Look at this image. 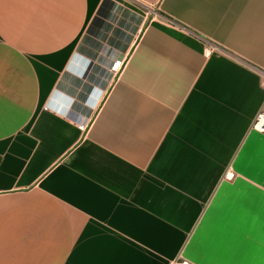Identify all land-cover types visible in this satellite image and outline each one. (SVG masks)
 <instances>
[{"label": "crops", "instance_id": "0c3cea01", "mask_svg": "<svg viewBox=\"0 0 264 264\" xmlns=\"http://www.w3.org/2000/svg\"><path fill=\"white\" fill-rule=\"evenodd\" d=\"M255 68L264 0H0V264H264Z\"/></svg>", "mask_w": 264, "mask_h": 264}, {"label": "built area", "instance_id": "2783aa9c", "mask_svg": "<svg viewBox=\"0 0 264 264\" xmlns=\"http://www.w3.org/2000/svg\"><path fill=\"white\" fill-rule=\"evenodd\" d=\"M215 46L212 44H206L204 46V54H208L212 49H214ZM123 65V61L121 58H114L109 66V70L113 73H118L121 70V67ZM256 73L259 77V83L264 91V69L263 68H255ZM249 127L257 132H264V109L263 107L259 108L253 115ZM77 128L79 130H83V125H78ZM231 173L228 171H225L223 176L224 177H230ZM172 264H192L190 261L183 259V258H176L172 262Z\"/></svg>", "mask_w": 264, "mask_h": 264}]
</instances>
